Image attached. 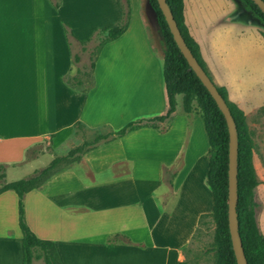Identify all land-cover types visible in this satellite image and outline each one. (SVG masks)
I'll use <instances>...</instances> for the list:
<instances>
[{
	"label": "crops",
	"instance_id": "1",
	"mask_svg": "<svg viewBox=\"0 0 264 264\" xmlns=\"http://www.w3.org/2000/svg\"><path fill=\"white\" fill-rule=\"evenodd\" d=\"M186 1L185 22L202 58L215 82L226 87L230 100L241 107L234 86L246 84L245 73L264 71V25L239 0H230L229 9L210 23L205 49L189 26ZM55 2L0 0V164H5L8 183L29 178L49 165L55 157L44 142L49 139L56 151L76 133L77 121L88 128L119 129L125 124L116 125L97 111L98 72L104 69L109 76L123 73L122 102L132 110L128 121L168 110L165 45L149 2L140 14L131 9L128 29L105 45L94 70L96 84L89 91L69 85L73 55L82 54L83 42L94 31L120 18V7L116 0H60L58 7ZM66 26L77 37L73 43ZM76 45L79 49L74 51ZM118 86L107 84L108 95ZM182 97L177 96L176 111L169 118L149 121L155 126L143 121L145 125L124 137L93 148L90 161L63 166L46 186L26 194L28 224L39 237L56 242L63 264H179L184 260L182 248L192 240L201 214L212 211L213 200L210 209L196 203L190 222L178 211L188 170H197L204 180L209 164L203 118L196 112L187 114ZM163 168L186 171L168 209L160 200L162 178L148 176V170ZM258 186L264 192V184ZM258 222L264 233V216ZM116 233L126 240L110 242ZM22 263L18 196L7 190L0 194V264Z\"/></svg>",
	"mask_w": 264,
	"mask_h": 264
},
{
	"label": "trees",
	"instance_id": "2",
	"mask_svg": "<svg viewBox=\"0 0 264 264\" xmlns=\"http://www.w3.org/2000/svg\"><path fill=\"white\" fill-rule=\"evenodd\" d=\"M244 7L250 11L263 25L264 12L254 0H240ZM156 14L160 32L165 42L163 76L168 98V110L165 114L156 115L151 118H137L128 121L119 129H113L107 133H98L93 141H85L83 145L75 147L69 155L83 154L89 146H94L100 140L110 138H121L129 132L140 128L143 121H164L169 118L177 108V96L182 95L183 108L187 114L196 112L201 115L209 139L208 148V170L206 173V183L212 191L213 207L211 212L202 213L199 224L203 218L211 217L215 225L214 240L209 248L213 252L215 264H238L233 249L232 238L229 228V129L226 118L219 108L217 102L210 94L207 87L202 83L195 71L189 65L184 54L176 43L171 29L163 14L158 0H148ZM180 30L189 45L190 49L214 81L204 59L202 58L198 42L190 34L185 22L184 0H167ZM120 7L121 16L113 23L101 26L92 34L89 41L95 39L96 45L92 49V56L88 67L91 76L88 87L84 86L83 73H78L68 82L72 87L89 91L94 86V70L97 60L107 43L121 37L128 29L130 23L131 9L130 0H116ZM59 6L60 0L54 3ZM66 32L70 43L77 39L69 26ZM264 36V32H262ZM88 41V42H89ZM83 51L88 48L84 41ZM74 62L81 61V55H73ZM84 74H88L85 72ZM215 82V81H214ZM218 90L228 103L238 128V219L239 231L242 237L244 250L248 259V264H264V233L260 228L256 213L255 190L259 185V178L253 163V155L256 143L247 125V115L245 111L235 102L230 100L228 90L215 82ZM147 122V123H148ZM146 123V124H147ZM155 126V124H152ZM76 132L87 129V125L82 121H77L74 125ZM68 155V156H69ZM66 157H56L52 162L36 174L13 182H5V164H0V194L7 190H13L18 196V223L22 231L23 263L22 264H63L60 258L56 242L52 239L39 237L30 227L26 218V194L43 186L44 181L57 168L59 163ZM121 233H116L109 238L110 242H118ZM194 237V235H193ZM192 237V238H193ZM187 244L183 246L185 252ZM179 264H187L185 260Z\"/></svg>",
	"mask_w": 264,
	"mask_h": 264
},
{
	"label": "rangeland",
	"instance_id": "3",
	"mask_svg": "<svg viewBox=\"0 0 264 264\" xmlns=\"http://www.w3.org/2000/svg\"><path fill=\"white\" fill-rule=\"evenodd\" d=\"M230 6V0L186 1V15L189 22V26L191 27L192 33L197 36L199 35L198 37L202 39V45L205 47V49L207 47V32L211 31L210 23L215 19L219 20L222 17V13L224 11H227ZM147 7V0H130V9H133V11L137 14H140L141 11L144 9L146 10ZM242 7L244 10L248 11L243 4ZM148 8H151L149 10L152 11V7ZM250 14L254 16L251 12ZM249 31H252L253 33L259 32L256 28H250ZM96 43L97 41L95 39L86 43L88 49L86 51H82L81 61L74 62V68L72 69V73L68 75L71 78L79 72L83 73V87H88L90 84V69L86 66L90 63L92 49L94 48ZM163 43L165 45L164 39ZM78 49L79 46L76 45L74 51H77ZM85 72H87L88 74H84ZM122 76L123 73L121 72H112V74H110L109 76V73L106 71V69L98 72L97 84H99L100 89L98 91L99 98L96 103L97 111L102 112V115L106 117L112 118L116 125H122L132 117L131 108L130 110L126 109L122 102L121 87L122 84H124ZM244 77H247L245 79L246 84L234 86V95H236V97L241 100V108L245 110V113L247 115V125L256 143L253 155V163L259 178V184H264V71H251L245 73ZM94 84H96V81ZM107 84H119L120 88L114 89L113 95L110 96L108 95V93H111V89L107 87ZM117 94H120V96H118ZM147 124L151 125L153 123L148 122ZM110 130L111 127L109 125H102L96 128L78 130L56 151L51 149V145L49 143L50 140L46 139L44 145L51 153H53V156L55 158L65 156L66 159L62 160L57 166V168L52 171L50 176L44 181L42 187L46 186L47 181L50 178L54 177L59 171H61L63 166L67 165L66 167H68L71 162L79 160L90 161L92 158L90 151L93 148L98 145L110 143L113 140H118L119 138L100 140L94 146H89L87 151L83 154L69 155L71 150H73L75 147L83 145L85 141H93L98 133H107ZM86 170L88 169H83V171ZM132 171H135V176L139 175L138 170ZM148 171V176H160L162 178L164 187L162 189L163 194L160 195V200L162 207L164 209H168V207L174 200H176V197L179 194L177 187L185 178L186 171L180 168H163L160 170L152 169ZM36 172L37 170L35 171V174ZM193 173L195 174L193 175ZM258 187L259 186H257L255 190L257 218L260 216H264V212L262 211V207L264 204V192L258 189ZM212 198V191L206 183V178L204 180L200 179V175L197 170H188L186 183L184 184V186L181 187L180 191V199L178 204L179 213L190 222L196 213V203H202L203 205L205 204L207 205L206 207L210 209L212 206ZM214 232L215 225L212 221V218H203L201 223L197 226V229L194 233V237L187 244L185 252L183 251L184 260L187 262V264H215L213 252L209 251V248L212 246L214 240ZM118 239L119 241L126 240L122 236H119Z\"/></svg>",
	"mask_w": 264,
	"mask_h": 264
},
{
	"label": "water",
	"instance_id": "4",
	"mask_svg": "<svg viewBox=\"0 0 264 264\" xmlns=\"http://www.w3.org/2000/svg\"><path fill=\"white\" fill-rule=\"evenodd\" d=\"M255 3L264 12V0H254ZM160 8L166 17L168 25L174 36L176 43L180 50L187 59L189 65L195 71L202 83L207 87L210 94L217 102L219 108L223 112L229 129V228L232 238L233 249L238 264H248V259L244 250L242 237L239 231V219H238V128L232 111L226 102L223 95L218 90L215 82L208 75L206 70L200 64L189 45L187 44L177 20L167 2V0H158Z\"/></svg>",
	"mask_w": 264,
	"mask_h": 264
}]
</instances>
